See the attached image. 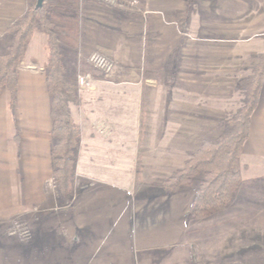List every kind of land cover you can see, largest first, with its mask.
<instances>
[{
    "label": "rangeland",
    "instance_id": "1",
    "mask_svg": "<svg viewBox=\"0 0 264 264\" xmlns=\"http://www.w3.org/2000/svg\"><path fill=\"white\" fill-rule=\"evenodd\" d=\"M36 1L0 0V54L12 39L6 28ZM45 1L66 78L77 85L78 104L63 96L82 127L81 137L66 194L51 177L44 202H33L15 214L9 208L4 212L10 214L0 216V264H81L80 256L66 251L97 247L167 250L185 264H264V176L247 179L227 206L199 219L189 216L193 182L175 192L162 185L202 139L224 134L222 121L244 105L239 81L252 73L264 49V0H191L181 18L187 29L165 27L161 33L148 31L143 23L137 32L88 31L92 27L86 26L82 11L85 0ZM180 35L185 42L178 60L168 46L175 47ZM94 52L106 56L112 65L109 72L91 64ZM194 73L207 79L200 85L206 96L211 90V98L204 97L201 106L224 112L218 120L207 115L213 120L201 128L192 124V112L198 113L199 107L193 105L197 97L191 87L185 89V105L182 99L181 86L191 85ZM80 74L87 75L83 84L76 82ZM116 78L127 79L119 85L118 102L112 98L116 87L110 84ZM112 99L119 103V112ZM166 108L171 114L165 119L161 111ZM183 110L189 112L184 114L187 121L178 122ZM251 166L259 172L258 163ZM26 186L24 180L22 188ZM27 196L20 193L21 200ZM18 198L13 193L7 202ZM109 201H114L111 208ZM112 209L119 215L110 225L100 215ZM143 232L147 239H139ZM111 233L120 240L104 239Z\"/></svg>",
    "mask_w": 264,
    "mask_h": 264
},
{
    "label": "crops",
    "instance_id": "2",
    "mask_svg": "<svg viewBox=\"0 0 264 264\" xmlns=\"http://www.w3.org/2000/svg\"><path fill=\"white\" fill-rule=\"evenodd\" d=\"M188 1L190 2L191 0H116L113 4H108L99 0H85L82 11L85 19L88 21L86 22V26L92 27L88 31H95L97 33L137 32L141 31L142 23L150 32L161 33L165 27H171V29H177L178 32H184L187 29V25H185L184 20L181 18L184 17ZM165 18H177V22L173 20L167 22ZM120 26H124L125 29H118L117 27ZM195 31L198 30L196 29ZM181 36L180 38L178 37L179 43L175 47L170 48L168 46L169 50H173L171 51L173 57H176L178 60L183 56L182 49L185 42ZM46 41V35L33 31L22 60V65L17 69L16 73L17 96L14 111L10 108V93L7 87L2 86L0 89V216L10 214L7 212L5 214L4 212L8 211L9 208L15 214L21 209L28 210V207L33 202H44L47 199L44 191L48 189L46 187L48 186V180L52 177L53 166L50 153L51 117L49 93L44 73V65L47 58ZM104 48L108 51V46ZM197 63H201L200 59ZM167 64L166 62L163 63L166 66ZM159 77L160 74L155 79ZM208 77L209 79L211 78L210 74ZM126 80L116 78L110 83L116 87V90L115 88L112 89V98L116 96L117 102L120 97L119 85L122 81L125 82ZM206 80L199 73H194L192 84H188L186 87L185 85L184 87L181 86L183 89L181 91L183 92L182 99L184 105L187 97L185 96L186 88L191 87L190 91H192V95L197 97V101L193 100V105L196 106L198 104L199 110L198 113L192 112L191 115L193 127L196 128L205 127L204 121L213 120V116L211 118L207 115H214V119L218 120L224 113L221 110L216 111V109L201 106L202 99H205L204 97L211 98L212 96L210 95V89L208 90V96H206V90L200 89V85L202 82L205 84ZM105 91L108 92V90ZM145 93H147L146 89ZM142 97L145 101L148 100V97L144 94ZM112 100L113 104H116L114 99ZM226 101L224 100L222 103ZM116 107L117 112H119V103L116 104ZM180 112L182 113V118L181 120L178 118V122L187 121V115L184 117V114H189V112L184 110ZM161 113L164 116L163 118H165L171 114V109H163ZM199 116H203V118L207 117L208 119L200 121L198 119ZM239 161L241 177L243 179L247 180L249 178L264 176V82L258 103L251 114L248 138L243 144ZM252 163L259 164V172L251 171ZM24 180L27 184L25 189L22 188ZM24 192L28 196L21 200L20 193L23 194ZM13 193L19 194V201L7 202L9 196ZM48 198L51 197L49 196ZM115 203L118 205V202ZM106 205H109V208H111V205H114V201H109ZM103 214L100 217L105 219V222L106 219L109 220L110 225L114 223V220L119 215L114 210L110 211L107 215ZM143 235L139 236V239L140 237L147 239L148 234L143 232ZM106 236H108L109 239H107L110 240V243L120 240V235L112 233L104 234V239H106ZM66 252L70 253V255L75 253V256H80L81 264H175L176 260L178 263L185 264L184 259L178 257L180 255L174 254L171 251L151 250L140 247L139 249H106L104 247H97L81 250L68 249Z\"/></svg>",
    "mask_w": 264,
    "mask_h": 264
},
{
    "label": "trees",
    "instance_id": "3",
    "mask_svg": "<svg viewBox=\"0 0 264 264\" xmlns=\"http://www.w3.org/2000/svg\"><path fill=\"white\" fill-rule=\"evenodd\" d=\"M35 5L36 3L30 5L24 15L6 28L12 34V39L6 52L0 54V89L2 86L7 87L10 108L14 111L17 68L23 60L33 31L41 30L47 36L44 73L51 117L52 177L57 189L66 194L71 187L74 156L79 147L81 127L73 119L63 93L76 104L79 97L77 85L65 75L56 26L49 16L50 5L45 0L40 7ZM84 75L86 74L79 76ZM76 82L79 84L77 79ZM239 82L245 93V103L222 121L226 128L225 133L215 139H202L183 166L162 182L168 192L178 191L181 186L194 183L193 198L189 206V216L192 218H203L210 211L227 206L242 184L249 182L241 177L239 157L248 138L251 114L258 103L264 82V49L252 73ZM195 179L198 181L194 182Z\"/></svg>",
    "mask_w": 264,
    "mask_h": 264
},
{
    "label": "built area",
    "instance_id": "4",
    "mask_svg": "<svg viewBox=\"0 0 264 264\" xmlns=\"http://www.w3.org/2000/svg\"><path fill=\"white\" fill-rule=\"evenodd\" d=\"M89 61L91 62V64H93L95 67L105 71V72H109L112 68V65L109 63V61L106 59L105 56H103L100 53H93L90 58ZM87 78V75L84 76H78V82L79 84H83L85 82V79Z\"/></svg>",
    "mask_w": 264,
    "mask_h": 264
},
{
    "label": "water",
    "instance_id": "5",
    "mask_svg": "<svg viewBox=\"0 0 264 264\" xmlns=\"http://www.w3.org/2000/svg\"><path fill=\"white\" fill-rule=\"evenodd\" d=\"M43 3V0H37L35 7H40Z\"/></svg>",
    "mask_w": 264,
    "mask_h": 264
}]
</instances>
